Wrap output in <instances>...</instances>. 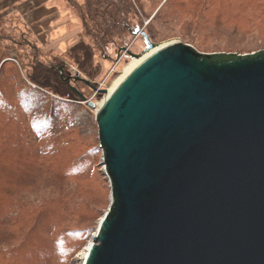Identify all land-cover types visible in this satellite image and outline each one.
<instances>
[{
  "label": "water",
  "instance_id": "95a60500",
  "mask_svg": "<svg viewBox=\"0 0 264 264\" xmlns=\"http://www.w3.org/2000/svg\"><path fill=\"white\" fill-rule=\"evenodd\" d=\"M133 34L154 52L87 101L111 203L84 264H264V50Z\"/></svg>",
  "mask_w": 264,
  "mask_h": 264
},
{
  "label": "rangeland",
  "instance_id": "374dc122",
  "mask_svg": "<svg viewBox=\"0 0 264 264\" xmlns=\"http://www.w3.org/2000/svg\"><path fill=\"white\" fill-rule=\"evenodd\" d=\"M84 1L0 0L1 51L14 61L24 80L54 98V101L47 100V107L37 112L36 108L32 110L30 117L48 114L46 109H50L48 117L54 128L72 122L75 127L65 136L71 141V157L63 162L72 163L81 152L91 162L82 177L72 173L66 179H58L42 174L34 177L32 187L20 189L42 204L46 202L41 198L67 200L69 191L63 190L70 188V184L81 185L85 191L81 187L75 197L87 206H79L75 214L71 210L64 213L67 216L63 217L70 221L64 229L70 231L59 239L58 251L50 244L51 227L55 219L62 217L56 202L39 209L35 218L30 211H25V220L9 228L0 225V244L14 243L21 235L25 237L10 252L11 259L18 264H84V255L111 203L109 181L101 163L96 111L87 106V101L96 107L101 104L108 89L135 59L128 52L140 53L147 43L141 34H133L134 30L126 33L125 47L113 44L102 47L83 24ZM165 1L131 0L136 16L142 20V29L151 35L152 42L177 39L196 46L203 53L243 54L264 50V15L255 16L256 23L251 25L235 17V14L244 17L243 11L249 10L246 6L255 0H174L170 6ZM36 144L38 148L44 142ZM4 145L5 152L1 155L4 162H0L8 175L11 169L6 160L12 159L8 157L12 143ZM32 158L44 163V157L39 159V154L29 155L27 161L31 162ZM93 206L98 208L97 212H93ZM4 209L10 211L7 207Z\"/></svg>",
  "mask_w": 264,
  "mask_h": 264
},
{
  "label": "trees",
  "instance_id": "16d2710c",
  "mask_svg": "<svg viewBox=\"0 0 264 264\" xmlns=\"http://www.w3.org/2000/svg\"><path fill=\"white\" fill-rule=\"evenodd\" d=\"M172 1L174 0H166L165 3L168 6ZM191 1L200 2L201 0ZM246 7L249 10L243 11L245 12L244 17L235 14V17L246 25L253 24L255 16L264 15V0H255L251 6ZM81 10L84 11L82 20L86 31H88L87 33L92 34L101 43L102 47L107 44L116 45L118 48L125 47L123 39L126 33H132L137 28L142 29V20L136 16L131 0H85ZM147 36L149 39L151 38L148 33ZM196 45L198 44L196 43ZM194 47L197 49L196 46ZM16 67L14 61L7 59L6 53L4 54L0 48V159L2 153L5 152L4 144L10 142L13 146V148L10 146L8 151V157H12V159L6 160V165L10 167L11 174H5V168L1 164L4 161L0 160V225L9 228L11 224L25 220V211H30L35 218L39 209H46L47 204L56 202L59 206L58 213L62 217L55 219L51 227L53 240L50 244L54 245L55 249L57 247L58 251L59 239L70 231L64 229L70 222L63 217L66 215L64 213H70L71 210L72 214H75L81 208L79 206L84 205L82 200L80 201L75 197V194H78L83 186L70 184V188L67 187L66 190H63L65 192L69 191L67 200L62 199V197L56 200L41 198L42 201L46 202L42 204L38 199L21 192L20 189L25 190L29 186L32 187L34 177L42 174L58 179H66L72 173L82 177L91 162L85 158L86 153L84 152H81L75 158L76 160L73 159L75 161L68 165L67 162H63L65 159L70 160L72 152L71 141H67L65 136L71 132V128L74 129L75 125L68 122L59 128H54L48 117L50 109H46L48 114L40 117H30L32 110L36 108L35 112H37L43 106L47 107V100L54 101V98L44 95L27 80H24ZM25 103L29 105L26 106ZM36 142H44V145L36 148L38 145ZM35 154H39V159L44 157L43 164L35 158H32L31 162L27 161L29 155ZM47 160L50 161L47 162ZM83 167L85 168L83 169ZM64 186H67V184H64ZM83 191L85 190L83 189ZM68 204L69 207H67ZM84 206H87V204ZM5 207L9 208L10 211L6 212ZM92 209L93 212L98 210L94 206ZM24 238L21 235L14 243L0 244V264H13L10 252L21 245ZM14 264L18 263L14 261Z\"/></svg>",
  "mask_w": 264,
  "mask_h": 264
},
{
  "label": "bare ground",
  "instance_id": "6f19581e",
  "mask_svg": "<svg viewBox=\"0 0 264 264\" xmlns=\"http://www.w3.org/2000/svg\"><path fill=\"white\" fill-rule=\"evenodd\" d=\"M154 50L155 49H152L149 53H145L143 56H141L140 58H135L132 62H131V64H130V66L129 67H127L124 71H123V73L116 79V81H115V83L108 89V91H107V93H106V95H105V97H104V99L107 97V95L108 94H110L112 91H113V89L118 85V83L140 62V61H142L144 58H146L149 54H151L152 52H154ZM103 99V100H104ZM102 103V102H101ZM101 104L99 103L98 105H97V109L99 108V106H100ZM97 109L95 110V111H97ZM90 247V246H89ZM89 249V248H88ZM88 252V250L86 251V253ZM85 253V254H86ZM86 256H87V254L86 255H84V258H86Z\"/></svg>",
  "mask_w": 264,
  "mask_h": 264
}]
</instances>
